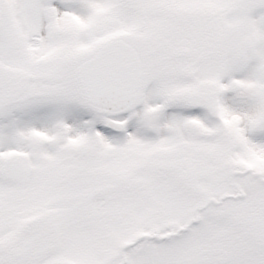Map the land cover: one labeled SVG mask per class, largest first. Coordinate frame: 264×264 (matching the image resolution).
I'll return each instance as SVG.
<instances>
[{"label":"snow or ice","instance_id":"snow-or-ice-1","mask_svg":"<svg viewBox=\"0 0 264 264\" xmlns=\"http://www.w3.org/2000/svg\"><path fill=\"white\" fill-rule=\"evenodd\" d=\"M0 264H264V0H0Z\"/></svg>","mask_w":264,"mask_h":264}]
</instances>
